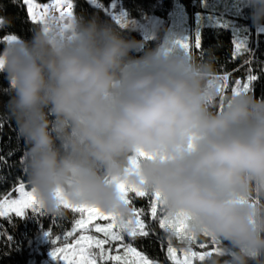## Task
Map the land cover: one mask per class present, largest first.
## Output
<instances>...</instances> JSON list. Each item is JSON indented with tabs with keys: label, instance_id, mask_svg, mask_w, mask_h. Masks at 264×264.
Segmentation results:
<instances>
[{
	"label": "clouds",
	"instance_id": "1",
	"mask_svg": "<svg viewBox=\"0 0 264 264\" xmlns=\"http://www.w3.org/2000/svg\"><path fill=\"white\" fill-rule=\"evenodd\" d=\"M244 3L264 27V0ZM11 23L0 17V30ZM34 23L30 40L6 41L0 71L36 209L127 222L130 195L145 193L186 249L211 241L200 264H264V98L226 93L216 60L176 38L131 57L141 42L85 21L69 0Z\"/></svg>",
	"mask_w": 264,
	"mask_h": 264
},
{
	"label": "trees",
	"instance_id": "2",
	"mask_svg": "<svg viewBox=\"0 0 264 264\" xmlns=\"http://www.w3.org/2000/svg\"><path fill=\"white\" fill-rule=\"evenodd\" d=\"M47 3L51 0H37ZM101 6L90 0H71L73 11L85 21L95 19L98 23L111 27L126 40L141 42L142 48L130 53L136 59L146 52L159 47L155 38H148L139 30L121 25L111 13L109 6L120 3L131 20L140 23L151 18L168 19L172 13L184 16V29L190 51L198 58L209 56L216 60L221 75H228L226 93L235 88V82L247 83L252 77L250 90L257 98H264V33L256 36L249 10L244 0H96ZM176 3V6H174ZM175 7V8H174ZM0 17L11 20V25L0 30V55L5 50V37L15 34L30 40L35 28L30 18L25 0L13 3L12 0H0ZM246 50L236 52L235 40ZM197 42L199 47H197ZM10 82L7 74L0 71V194L10 190L18 181L26 180L22 163L27 146L17 134L16 122L11 118L8 102L11 99ZM26 184V183H25ZM151 196L134 197L133 201L145 211L144 217L153 231L150 237L137 238L130 244L140 252L158 261H166L167 234L154 224L150 216ZM160 215V209L157 210ZM78 214L69 211L65 217L52 218L39 211L28 210L23 216L12 214L0 218V264H41L49 258L57 245L53 241L68 232ZM73 238L70 237L71 241ZM178 245V241H176ZM200 244L206 245L200 248ZM213 247L208 239L198 240L193 249L207 252ZM197 264H200L198 262Z\"/></svg>",
	"mask_w": 264,
	"mask_h": 264
},
{
	"label": "snow or ice",
	"instance_id": "3",
	"mask_svg": "<svg viewBox=\"0 0 264 264\" xmlns=\"http://www.w3.org/2000/svg\"><path fill=\"white\" fill-rule=\"evenodd\" d=\"M25 3L28 6L30 18L36 22L42 11L49 6H60L65 3V0H53L52 4L37 3V0H25ZM197 47H199L198 42ZM242 50H246L245 46L242 43H237L234 55L241 54ZM225 79H229L228 75H225ZM252 79V77H249L247 83L236 81V86L233 90L250 89ZM133 195L137 198L148 196L145 193L131 194V203L133 202ZM157 206L158 204L154 198L153 202L150 203V216L153 223L158 224L159 228L167 234L166 259L171 261V264H196V261H202L205 252L195 251L193 245L190 249H186L184 247L186 240L181 235L180 229L176 230V235L173 237L163 209L160 208V215H158ZM28 209L34 212L39 211L36 209L34 199L23 181H18L14 186L10 187V190L0 194V218L11 216L12 214L23 216ZM71 211L74 214H78L79 218L74 221L70 231L66 232L62 237L58 236L53 241L56 245L58 241L63 244L62 247L56 246L52 253L53 257H58L63 261V264H159L158 260L150 258L131 244L125 243L126 236L132 238V240L150 237L153 227L141 218L144 216L143 209L138 210L135 208L134 220L119 223L114 217L104 214L96 208L81 207L74 208ZM95 220L107 221V223L104 225L93 223ZM77 232L80 233L78 238L74 236ZM89 232L102 233L103 238L96 235H88L87 233ZM70 237L74 239V243L70 242ZM177 240L179 241L178 245L176 244ZM105 245L109 247L106 248ZM112 245H116L115 251L117 253L122 248L124 254L112 255ZM205 247L206 245L200 244V248L203 249ZM178 252H182V257L178 255Z\"/></svg>",
	"mask_w": 264,
	"mask_h": 264
},
{
	"label": "rangeland",
	"instance_id": "4",
	"mask_svg": "<svg viewBox=\"0 0 264 264\" xmlns=\"http://www.w3.org/2000/svg\"><path fill=\"white\" fill-rule=\"evenodd\" d=\"M90 1L94 5L99 6V7L102 8V6L96 0H90ZM52 2H53V0H51V1L47 2V3L48 4H52ZM37 3H41V2L37 1ZM69 3H70V5H71V7L73 9V4H72L71 0H69ZM174 6H176V3H174ZM27 8H28V6H27ZM109 9H110L111 13H113V17L121 25H123L124 27L131 28V29L139 30L143 35H145L148 38H155L160 43V45L165 43L169 39H172V38H176L178 40V42H187L185 29H184V23H183L184 16L181 13H179L177 15V18H174V16H176V14L172 13L171 17L168 18V19L151 18L148 22L140 23L138 21L129 19L125 9L123 7H121L120 3L118 4V2H115L112 5H110ZM262 33H264V27H259V26L255 25V35L258 36V35H260ZM10 38H11V35H9V36L4 38L3 41L5 42V44H6V41L8 39H10ZM241 41L236 39L235 43L236 44L237 43H241ZM134 197L135 196L133 195L132 201H133ZM153 200H154V198H153ZM132 203H133V206L136 209H138V210L141 209V206L137 205V203H135L134 201ZM159 209H160V206L158 205L157 206V210H159ZM28 210H31V209H28ZM28 210H26V211H28ZM144 213H145V211H144ZM78 218H79V216H77L76 219H78ZM141 218L146 221L144 216L141 217ZM93 223H99L101 225H104V224L107 223V221L95 220V221H93ZM146 223H147V221H146ZM87 234L88 235H96V236H98L100 238H103L102 233L89 232ZM79 235H80L79 232L74 234V236L77 237V238H78ZM70 242L74 243V239H72ZM125 243H129L130 244V237L126 236ZM178 243H179V241H178ZM226 243L227 242H225V244ZM105 247L107 248L109 246L105 245ZM112 247H113V251L111 253L112 255H116V254L123 255L124 254V250L122 248L120 249L119 253H117L115 251L116 245H112ZM137 250L139 251V249H137ZM195 251H197V250H195ZM200 251L201 250H199L197 252H200ZM53 252H54V250L50 253L49 258L46 261H44L43 263H41V264H63V261L60 260L58 257L57 258L53 257V255H52ZM178 255H180L182 257V252H178ZM198 262H200V261H196V264ZM159 264H171V261H169V260L159 261Z\"/></svg>",
	"mask_w": 264,
	"mask_h": 264
}]
</instances>
